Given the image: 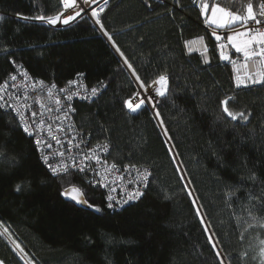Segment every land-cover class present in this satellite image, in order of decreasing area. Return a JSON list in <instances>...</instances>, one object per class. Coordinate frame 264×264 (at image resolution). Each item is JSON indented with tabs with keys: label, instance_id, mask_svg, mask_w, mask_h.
Here are the masks:
<instances>
[{
	"label": "trees",
	"instance_id": "16d2710c",
	"mask_svg": "<svg viewBox=\"0 0 264 264\" xmlns=\"http://www.w3.org/2000/svg\"><path fill=\"white\" fill-rule=\"evenodd\" d=\"M261 1L109 0L104 5L102 21L138 75L149 84L158 74L168 77L166 95L153 109L161 112L162 127L148 107L135 113L125 108L137 93L133 77L89 18L53 27L33 18L62 12L59 0H0V84L15 67L58 86L82 76L99 94L89 104H74L76 128L91 144L108 142L111 161L151 169L140 199L110 211L102 191L82 174L53 176L32 139L0 110V225L11 229L5 235L0 227V260L224 264L221 255L226 264H261L264 228L253 217L264 223V209L249 213L264 200V84L235 87L231 62L219 58L221 39L202 16L205 4L207 10L216 5L246 14L248 3L256 13ZM195 38L206 47L207 63L186 50ZM232 55L229 51V59ZM222 100L229 110L244 112L247 121H232ZM72 186L101 211L64 199L61 191Z\"/></svg>",
	"mask_w": 264,
	"mask_h": 264
},
{
	"label": "snow or ice",
	"instance_id": "6c2138e0",
	"mask_svg": "<svg viewBox=\"0 0 264 264\" xmlns=\"http://www.w3.org/2000/svg\"><path fill=\"white\" fill-rule=\"evenodd\" d=\"M60 4H62L64 11L59 12L56 15H38L35 16L33 19L38 22H42L46 25L55 27L58 23L68 26L71 22L76 21L77 18H89L93 23L94 26H98L99 33L106 37L108 42L111 44L112 48L115 50L116 53L119 54L120 58L123 60V64L127 66V68L131 71V75L136 79L138 86L144 90L145 93H147L146 99H140L137 103H132L130 101H125L124 106L129 111L135 113L138 110H141L142 108H146L148 104H153L155 106V100L152 92L149 91L150 88L155 86V97H165L167 89H168V77L166 74H158V76L152 81V84L147 83L144 81L137 73V70L134 68L132 63H130L129 59L125 56V53L121 50V47L117 44V42L114 39V36L110 33V31L105 27V24L102 21V14L105 12L104 7H92V5H98L100 0H59ZM195 3V0H193ZM103 3L107 5L109 3V0H103ZM254 3H248L246 8V14H234L231 11L226 10L223 7H218L216 5H213L211 7L212 17L208 21L210 25H215L217 28H225L228 27L233 34L227 36V43L231 45L232 49H234L235 53H239L243 56L244 60L247 61L253 57H260L261 60H264V2H261L259 5V14L257 15L254 12ZM208 5L205 4L202 6V12L207 11ZM90 14V16H89ZM23 19L27 20V17H22ZM249 21L254 22V25L259 26H250ZM232 25H237V28H232ZM240 28H243L244 30H239ZM221 39V36L217 35L216 40L219 41ZM221 51L219 53V58L221 61H228L229 56L225 54L223 49L225 48L224 44L219 45ZM207 63V61H205ZM234 63V61H233ZM25 76L28 74L25 73ZM17 77L15 75L11 76V81L15 82ZM36 83L40 85H44L43 80H38ZM235 87L236 88H248L250 85H261L264 84V73H257L255 76L248 75L247 77H241L236 76L235 80ZM5 87L6 86H0V109L3 110L4 114H7L9 116H12L14 120L17 121V126L28 136L35 138V143L37 145V148L40 149L42 145H46L47 147H51V144L47 143V139L45 135H41L40 133L43 132V126L45 124L44 119H38L37 118V112L31 111V118L27 117L25 115V111H30V106L23 102H17L12 103L13 100L17 99V97L13 94L5 95ZM52 88H55V85H52ZM52 88L48 89L49 95H53ZM19 91V89H18ZM61 92H64V89H60ZM97 92L96 88L92 89V93L95 94ZM72 95H66V99L68 101L72 100ZM139 95V94H138ZM56 103L59 105L61 101L57 99ZM228 101L222 100L221 105L223 106V111L226 113L228 117L231 118L232 121H236L238 118L243 119L244 121H247L248 116L244 112H233L229 110L227 107ZM11 109V111H9ZM63 109H59V111H62ZM71 107L69 106L68 111H71ZM49 112H52L53 109L49 108ZM155 118L158 123L161 124V126H164V121L162 119L161 112L155 111L154 112ZM68 114L65 112V120L67 121ZM49 127V136H51V125ZM60 132H65V128L63 126L59 127L57 129ZM73 130V126L69 123L67 125V131L71 132ZM168 133L166 132V136ZM51 138L56 139L57 144L61 143V139L57 138L55 136H51ZM76 139L75 136L72 137L71 140L68 141L69 145H72L73 141ZM87 141H81L80 143H77L75 147L77 149H80V152L77 153V155H73L70 158L73 160V162L77 161V156L81 155L82 153V159L85 162H90L92 160V157L88 154V152L83 151L81 149V144H86ZM69 152L72 151L71 147L68 149ZM61 156L64 155V153H60ZM43 159L45 163L48 164L49 170L53 175H58L61 171L62 165L57 164L53 165L50 160L49 156L47 154L43 155ZM96 163H101V157L99 155L96 156ZM89 167V164L85 163L80 167L81 171H87ZM114 168L115 165H112ZM132 167H135V165H132ZM66 170V167H65ZM127 170V169H125ZM96 172V175H99V170L94 169ZM143 176V180L146 182L148 178L147 170H145V173L141 174ZM252 179L255 181L257 178L253 175ZM21 185L18 184L16 186V190H21ZM144 193L140 190H134L132 192H129L127 195V198L121 201H116L115 203L121 204H127L130 201H135L139 199ZM60 195L62 197H65L66 199H69L77 204H86L89 208H92L95 212H100L101 208L99 206H95L93 204L88 203L86 199L83 198V193L79 187H68L61 191ZM107 200L109 201L108 207L113 208V197L109 195L107 197ZM197 208V216L203 217L204 213L200 211V205H196ZM261 209H264V200H261L259 202V206H253V209L250 211V215L252 211H255L257 213L260 212ZM254 220L257 221V224L260 228H264V223H261V217L254 216ZM202 223H205V221L202 219ZM256 225L249 224V228L255 227ZM0 227H3V225H0ZM11 232V229L8 227H3V233L7 235ZM243 238V237H242ZM211 242V241H210ZM15 243V241H13ZM261 244L264 245V240L261 241ZM215 247V244H213ZM16 249L23 252V250L20 248L19 244H16ZM217 255L219 253L217 252ZM260 255L262 257L261 264H264V247L260 250ZM0 264H5V261L0 260Z\"/></svg>",
	"mask_w": 264,
	"mask_h": 264
},
{
	"label": "built area",
	"instance_id": "2783aa9c",
	"mask_svg": "<svg viewBox=\"0 0 264 264\" xmlns=\"http://www.w3.org/2000/svg\"><path fill=\"white\" fill-rule=\"evenodd\" d=\"M261 2H264V0H262ZM256 14H259V7ZM249 25L256 26L252 21H249ZM241 29L244 30L243 28ZM223 51L229 56V46H225ZM256 59L261 60L260 57H256ZM245 62L246 61L244 59H238L236 68L241 67ZM25 73H27L28 75L25 76ZM13 75L17 77L15 82L11 81V76ZM38 80L39 79L33 77L25 69L15 67V69L8 75V77L4 81H2L0 86H6V96L9 94H13L17 97V99L12 101V103L23 101L30 106L31 110L25 111V115L27 117L31 118V111H36L37 118L45 120L43 132L40 134L45 135L47 143L51 144V147L49 148L46 145H42L41 148L38 149L35 143V138L29 136L32 139L39 160L46 166L48 170V164L45 163L43 159V155L45 154L49 156V160L53 165H62L61 171L58 175H53L49 170V172L53 176H61L68 173L82 174L88 184L95 188H98L103 192L105 206L110 211L120 210L123 207L136 202L138 199L135 201H130L127 204H123L122 206L121 204L115 203L116 201L122 202L127 198L129 192H132L134 190L138 189L144 192L151 177V169L149 167H142L137 165H135V167H132V165L134 164L129 163L120 165L111 161L109 159V143L102 142L97 145H91L90 143H88L86 138H84V133L76 128L73 121L72 115L74 104H89L98 96L99 89L96 87H88L82 76L79 75L75 76L72 80L68 81L63 86H58L54 82L47 81H44L45 83L42 86L36 83V81ZM134 83L138 88V91L137 94L128 101L137 103L140 99H142V94L139 91L136 79H134ZM53 84L55 85V88H52ZM49 88H52L53 95H49ZM93 88L97 89V92L95 94L92 93ZM60 89H64L65 91L61 92ZM73 93H75V95H73L72 100L68 101L66 99V95H72ZM57 99L61 101L59 105L56 103ZM69 106L72 109L71 111H68ZM49 108H52L53 111L49 112ZM59 109L63 110L59 111ZM9 111H11V109H9ZM65 112H67L68 114L67 121L65 120ZM69 123L73 126V130L71 132L67 131V125ZM49 125H51V136L60 138V144H57L56 139H53L51 138V136H49ZM61 126L65 128V132H60L57 130ZM73 136H75L76 139L73 141L72 145H69L68 141L71 140ZM81 141H87L86 144H81V149L88 152V154L92 157V160L90 162L83 161L82 153L81 155L77 156L76 162H73V160L70 158L71 156L77 155V153L80 152V149H77L75 145L77 143H80ZM69 147H71L72 149L71 152L68 151ZM60 153H64V155L61 156ZM97 155L101 157L100 164L96 163ZM85 163L89 164L88 170L81 171L80 167ZM112 165H115V167L113 168ZM94 169L99 170V175H96ZM145 170H147L148 174L146 182L143 180V176L141 175L142 173H145ZM109 195L113 197V208H109L107 206L109 203L107 197Z\"/></svg>",
	"mask_w": 264,
	"mask_h": 264
},
{
	"label": "crops",
	"instance_id": "0c3cea01",
	"mask_svg": "<svg viewBox=\"0 0 264 264\" xmlns=\"http://www.w3.org/2000/svg\"><path fill=\"white\" fill-rule=\"evenodd\" d=\"M232 26H235V25H232ZM210 27L213 29V35L215 37L217 35L221 36V44H224V45L228 44L227 43V36L233 34V32L228 27H225V28H217V27L215 28L213 26H210ZM239 30H241V29H239ZM241 31H243V30H241ZM185 46H186V50L188 52H197L201 55L204 63H206L205 61L208 62L206 47H205L202 39H200V38L192 39V40L188 41ZM228 46H229L230 54H233L228 61L231 62L232 67H233L234 80H235V77L238 75L241 77H247L248 75L255 76L257 73H264V62L262 65H258L257 61H256V57L252 58L254 60H250V61L247 60L241 67L236 68V64H237L238 59H244V58L241 54L235 53V51H234V49H232L231 45H228ZM233 61H234V63H233ZM250 62H253V63H250ZM128 73H129V71H128Z\"/></svg>",
	"mask_w": 264,
	"mask_h": 264
},
{
	"label": "bare ground",
	"instance_id": "6f19581e",
	"mask_svg": "<svg viewBox=\"0 0 264 264\" xmlns=\"http://www.w3.org/2000/svg\"><path fill=\"white\" fill-rule=\"evenodd\" d=\"M133 80H134V78H133ZM139 87V86H138ZM137 88V87H136ZM137 91H138V88H137ZM139 91L141 92V94H142V99H146V93H144V91H143V89H141L140 87H139ZM137 94V93H136ZM152 94H153V96H154V100H155V105H156V103H157V97H155V95H154V93L152 92ZM148 108H149V110H151L152 111V113H153V109H154V105L153 104H148V106H147ZM153 116H154V118H155V115H154V113H153ZM156 119V118H155ZM157 121V120H156ZM84 138H86V136H84ZM86 140L88 141V139L86 138ZM88 143H90L89 141H88ZM166 143H167V146H168V148H169V150H170V152H171V154H172V156H173V158H174V161H175V163H176V166H177V168H178V170H179V172H180V175H181V177H182V180H183V182L185 183V185H186V187H187V189H188V191H189V193H190V196H191V198H192V200H193V202H194V204H195V207H196V198H195V196H194V194H193V196H192V194H191V192H190V189H189V187H188V181L186 180V178H185V180H184V174H182L181 173V170H180V164H179V161H178V159L176 158V155H175V153H174V151H173V148H172V146H171V144H170V142L166 139ZM91 144V143H90ZM97 144H99V143H96V144H91V145H97ZM103 193V192H102ZM198 204V203H197ZM197 209V208H196ZM201 218V220L203 219L202 217H200ZM205 225V224H204ZM205 228H206V226H205ZM207 230V229H206ZM208 235H209V233H208ZM210 237V236H209ZM210 240H211V238H210ZM212 242V241H211ZM213 244V243H212ZM216 249V248H215ZM216 251L218 252V250L216 249ZM219 253V255H220V252H218ZM220 257H221V259H222V261H223V263L224 264H226L225 262H224V259H223V257L220 255Z\"/></svg>",
	"mask_w": 264,
	"mask_h": 264
},
{
	"label": "rangeland",
	"instance_id": "374dc122",
	"mask_svg": "<svg viewBox=\"0 0 264 264\" xmlns=\"http://www.w3.org/2000/svg\"><path fill=\"white\" fill-rule=\"evenodd\" d=\"M104 3H103V0H100V2H99V4L98 5H92V7H104ZM64 11V10H63ZM89 16H90V14H89ZM202 16H203V18H204V20H205V23L206 24H208L209 26H213V27H215L216 28V26L215 25H210L209 23H208V21L211 19V17H212V12H211V9H209V10H207V11H205V12H202ZM78 19V18H77ZM59 24V23H58ZM235 27L237 28L238 26L237 25H235ZM250 60H254V59H249L248 61H250ZM256 61H257V64L258 65H262L263 64V62L264 61H261V60H257L256 59ZM250 63H253V62H250ZM144 91V90H143ZM149 91L150 92H153L154 93V95H155V86H153L152 88H150L149 89ZM145 93V92H144ZM147 94V93H146ZM147 96V95H146Z\"/></svg>",
	"mask_w": 264,
	"mask_h": 264
},
{
	"label": "water",
	"instance_id": "95a60500",
	"mask_svg": "<svg viewBox=\"0 0 264 264\" xmlns=\"http://www.w3.org/2000/svg\"><path fill=\"white\" fill-rule=\"evenodd\" d=\"M61 26H65V25H62V24H57L55 27H61ZM99 31V30H98ZM101 35V34H100ZM102 36V35H101ZM103 37V36H102ZM106 41H107V43L110 45V47L112 48V46H111V44L108 42V40H107V38L106 37H103ZM112 50L115 52V50L112 48ZM116 53V52H115ZM116 55L119 57V59L122 61V63H123V60L120 58V56H119V54L118 53H116ZM124 65V64H123ZM124 67H125V69H127L128 71H129V73L131 74V71L127 68V66H125L124 65ZM133 77V76H132ZM134 78V77H133ZM135 79V78H134ZM151 111V110H150ZM152 112V111H151ZM152 115H153V113H152ZM158 125V124H157ZM159 127V126H158ZM161 131V130H160ZM84 198V197H83ZM64 199H66L65 197H64ZM66 200H68L69 202H71V203H73V204H75V205H78V206H81V207H88L86 204H77V203H75V202H73V201H71V200H69V199H66Z\"/></svg>",
	"mask_w": 264,
	"mask_h": 264
}]
</instances>
